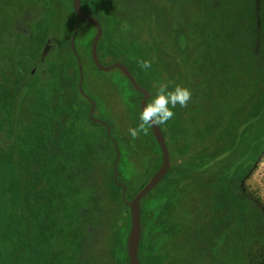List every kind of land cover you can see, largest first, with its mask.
Listing matches in <instances>:
<instances>
[{"label": "rangeland", "instance_id": "obj_1", "mask_svg": "<svg viewBox=\"0 0 264 264\" xmlns=\"http://www.w3.org/2000/svg\"><path fill=\"white\" fill-rule=\"evenodd\" d=\"M92 2L82 0V8L102 26L98 56L103 65L126 64L150 92L147 102L156 94V81L188 86L194 94L187 107L177 106L174 118L161 125L171 168L144 201L156 200L160 225L174 242L162 255L151 252L146 262L257 264L264 258V0H97L95 9ZM90 38L78 41L77 53L83 89L98 106L93 116L130 137L127 130L139 122L143 94L121 70L101 71L85 58ZM66 48L59 70L71 71L65 82L78 90V59ZM143 59L151 60L150 69L139 66ZM82 95L80 119L106 135V124L92 119V103ZM77 149L79 161L72 163L68 179L86 202L80 208L88 218L84 257L102 255L104 264H111L110 248L124 249L111 221L121 224L132 199L124 198L123 189L121 202V190L113 183L115 150L108 139L86 140ZM156 166L146 158L132 166L135 176L121 183L130 190L132 184L139 187ZM86 184L90 193L83 192ZM201 197H213L210 214L216 221L192 226L197 215L190 209Z\"/></svg>", "mask_w": 264, "mask_h": 264}, {"label": "trees", "instance_id": "obj_2", "mask_svg": "<svg viewBox=\"0 0 264 264\" xmlns=\"http://www.w3.org/2000/svg\"><path fill=\"white\" fill-rule=\"evenodd\" d=\"M92 1L90 7H98L97 0ZM77 18L73 0H0V264H104L102 255L95 258L88 253L84 257L88 218L80 213V208L86 202L79 192H74L68 179L72 163L79 161L77 148L84 141L100 143L102 137L104 141L108 139L113 144L115 160L113 137L116 139L120 150L119 182L135 176L137 169L132 166H140L146 158L157 165L149 179L163 161L152 127L146 135L133 139L121 127L115 130L106 123V135L99 136L80 119L82 93L65 82L70 70L64 74L59 70L66 62L62 57L67 53V44L73 52L71 37ZM95 31L93 23L82 20L75 45L78 50V41L89 35L85 58L98 68L92 58ZM53 37L55 43L48 45ZM88 119L91 120L89 114ZM114 160L112 179L121 190L123 202V188L113 177ZM146 181L139 187L132 184L131 190L126 185V198L132 199ZM84 191L90 193L91 186L86 184ZM148 194L141 200L142 264H148L145 257L151 252L162 255L174 242L171 232L160 225L156 200L155 204H145ZM169 195L166 191L164 204ZM212 200L213 197H201L193 205L190 211L197 217L192 216V226L216 221L210 214ZM111 223L112 234L124 244L120 252L115 244L110 248L111 264H130L126 247L131 229L129 208L121 224L117 225L116 220ZM257 264H264V258Z\"/></svg>", "mask_w": 264, "mask_h": 264}, {"label": "water", "instance_id": "obj_3", "mask_svg": "<svg viewBox=\"0 0 264 264\" xmlns=\"http://www.w3.org/2000/svg\"><path fill=\"white\" fill-rule=\"evenodd\" d=\"M73 9L75 13L77 14L78 18L76 20L74 32L71 37V47L79 63V69H80L79 90L92 103L91 110H90V116L92 117V119L106 124L104 121L98 118H95L93 116L94 110L96 108V101L93 100L83 89V79L84 78H83L82 62H81V58L79 54L77 53V49L75 45V38H76L77 32L80 27V22L82 20L90 21L97 28L96 35L92 41V58H93L95 65L101 71H110L115 68L121 70L124 73V75L130 80L132 85L143 94L141 103H140V107L142 110L144 104L147 102L150 96V92L145 87H143L142 85L138 83V81L133 76L129 68L124 63L119 62V61L114 62L110 65H103L101 63L99 56H98V42L102 36V26L100 24V21L96 17L92 16L91 14L84 12L82 8V0H73ZM152 131H153L156 141L158 142L162 150L163 161L159 169L154 173V175L145 184V186L138 191V193L132 198V200L127 201V203L130 206V215H131V229H130V232L127 238V250H128V258H129L130 264H142L140 257H139V247H140V242L142 238L141 200L145 195H147L153 188H155L159 184V182L163 179V177L166 175V173L171 168L169 149L166 143L165 134L162 130V127L161 126L152 127ZM108 132H109V135H111L110 126H108ZM114 143H115V147L117 150V160L115 162V180L119 185L123 186V189H124L123 196L125 198V195L127 192V186L117 181V172H118L117 165H118V161L120 158V150L118 148V144L116 140L114 141Z\"/></svg>", "mask_w": 264, "mask_h": 264}, {"label": "clouds", "instance_id": "obj_4", "mask_svg": "<svg viewBox=\"0 0 264 264\" xmlns=\"http://www.w3.org/2000/svg\"><path fill=\"white\" fill-rule=\"evenodd\" d=\"M142 69L152 67L151 60L138 61ZM156 94L150 102H146L139 112L138 123L128 128V134L135 139L140 134H147L149 127L161 126L172 120L175 109L187 107L193 99V91L190 87L176 84L170 87L167 82L156 81Z\"/></svg>", "mask_w": 264, "mask_h": 264}, {"label": "flooded vegetation", "instance_id": "obj_5", "mask_svg": "<svg viewBox=\"0 0 264 264\" xmlns=\"http://www.w3.org/2000/svg\"><path fill=\"white\" fill-rule=\"evenodd\" d=\"M99 119V118H98ZM101 120V119H100ZM107 125V124H106Z\"/></svg>", "mask_w": 264, "mask_h": 264}]
</instances>
